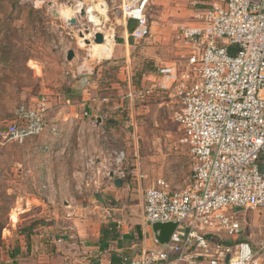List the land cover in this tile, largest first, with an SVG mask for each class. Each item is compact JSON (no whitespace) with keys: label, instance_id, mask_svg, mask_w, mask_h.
Wrapping results in <instances>:
<instances>
[{"label":"built area","instance_id":"2783aa9c","mask_svg":"<svg viewBox=\"0 0 264 264\" xmlns=\"http://www.w3.org/2000/svg\"><path fill=\"white\" fill-rule=\"evenodd\" d=\"M147 4L148 0H121L124 19L135 24L130 33L134 40L150 35L144 15ZM77 7L90 23L83 3ZM97 31L80 32L86 51L81 56L74 53L71 62L65 59V78L87 82L93 78L103 59L91 60L87 53ZM102 35L103 43L114 39L113 34ZM176 48L171 66L158 68L146 86L130 85L126 94L131 114L136 103L155 95L175 106L173 119L182 132L189 176L182 185L164 177L146 185L141 217L150 227L155 223L176 227L163 245L153 234L143 237L139 254L123 256L120 264H262L256 257L264 253V239L257 252L249 242L237 240L242 221L230 208L264 210V0H212L195 12L191 23L178 28ZM101 100L107 103V98ZM48 102L42 95L20 104L0 131V140L23 144L41 136ZM51 131L55 134L56 126ZM126 159L125 150L115 152L105 166L88 158L87 189L100 192L113 187L115 178L129 180ZM228 240L232 245L225 244Z\"/></svg>","mask_w":264,"mask_h":264},{"label":"rangeland","instance_id":"374dc122","mask_svg":"<svg viewBox=\"0 0 264 264\" xmlns=\"http://www.w3.org/2000/svg\"><path fill=\"white\" fill-rule=\"evenodd\" d=\"M211 1L148 0L144 15L150 35L143 40H134L127 32L128 21L119 8L121 0H0V131L12 119L20 104L30 103L28 98L20 101L19 93L24 87L37 83L32 78V72L39 73L40 68H43L50 75L56 73L59 67L62 70L66 54L60 48L81 56L82 50L86 49H83L84 46L79 41L80 32L87 34L90 30L98 29L97 33H105L107 36L113 34L114 39H108L111 41L107 48H111V52L106 50L103 54L94 52L92 48L87 51L88 54H95L91 56V60L103 58L92 80L102 82L106 92H123L122 102L125 107L120 109L118 121H114L113 125L115 134L120 139L129 138L125 150H129L131 158L134 154L138 155L141 175L143 174L141 187L158 177H164L173 185H182L189 176L190 165L186 148L180 143L182 132L173 119L175 106L166 100L163 105H159L152 98L136 103L134 113L131 114L126 99L129 88L127 80L130 77L131 82L138 86L144 77L143 73H155L158 68L171 66L176 61L178 28L191 23L195 12L206 8ZM80 3H83V10L92 8V14L100 22L97 27L88 23L86 17L76 13L77 4ZM53 11H68V15L55 17ZM66 17L75 18L76 24H65ZM85 25L90 27L87 31L84 30ZM122 32L128 35V40L131 39L125 47L121 46ZM113 61L115 64H112ZM107 87L110 88L109 91ZM113 144L121 147L116 142ZM18 162L22 165L21 168L13 166ZM24 165L23 147L16 142L3 143L0 140V252L5 246V229L11 227V217L15 219L14 192L23 182L13 170H22ZM128 168L133 167L128 165ZM131 181L127 180V183ZM125 198L105 197L107 205L113 207L110 216L115 221L112 223L115 231L109 232V236L124 237V234L129 236L134 233L141 244L143 237H148L149 232L141 229L143 227L140 225L139 210L132 207L119 211L123 203L129 204ZM230 212L242 221L243 230L236 239L249 242L254 252H257L258 243L264 239V210L230 208ZM256 259L264 264V253L257 255Z\"/></svg>","mask_w":264,"mask_h":264},{"label":"crops","instance_id":"0c3cea01","mask_svg":"<svg viewBox=\"0 0 264 264\" xmlns=\"http://www.w3.org/2000/svg\"><path fill=\"white\" fill-rule=\"evenodd\" d=\"M127 37L122 32V47L130 42ZM61 71L59 67L50 75L43 68L37 74L32 72L37 83L19 93L20 101L29 99L30 103L46 95L49 110L42 135L18 144L23 147L25 165L13 172L23 182L14 192L15 219L11 217V227L5 229L0 264H120L123 256H137L141 244L134 233L109 236L115 231V221L110 216L113 207L107 205L105 197H126L129 204L123 203L119 211L132 207L139 210L142 231L153 234L141 217L144 187L139 179L140 160L137 154L131 158L129 150H125L129 138L120 139L113 125L125 107L123 92H111L108 87L106 92L102 82L95 79L71 81ZM155 78L154 73H147L138 86H146ZM127 81L128 86H137L130 77ZM154 97V103L163 105L162 96ZM103 98H107V103L102 102ZM53 126L55 134L51 131ZM114 142L121 147H115ZM118 149L127 153L124 168L130 171L132 181L123 180L119 188L108 186L100 192L87 189V159L93 158L97 166H105ZM16 165L22 166L19 162L13 164Z\"/></svg>","mask_w":264,"mask_h":264},{"label":"water","instance_id":"95a60500","mask_svg":"<svg viewBox=\"0 0 264 264\" xmlns=\"http://www.w3.org/2000/svg\"><path fill=\"white\" fill-rule=\"evenodd\" d=\"M53 12H54L55 17L59 16L55 11ZM80 15L81 17H85V12L81 11ZM69 24L70 25L76 24V19L72 18L71 20H69ZM83 27L85 31H87L90 28L88 25H85ZM80 36L82 37V34H80ZM92 42L96 45L103 44L104 38H103L102 33H96ZM86 43L90 44L89 41H87ZM73 58H74V52L71 50L68 51L66 54V60L68 62H71ZM97 122L99 123L100 120H98ZM110 177L113 178V174H110ZM113 184L116 188H119L121 184V180L115 178L113 180ZM175 227H176V224L174 223H155L151 226V230L158 244L163 245V244L168 243L170 236L175 230Z\"/></svg>","mask_w":264,"mask_h":264},{"label":"bare ground","instance_id":"6f19581e","mask_svg":"<svg viewBox=\"0 0 264 264\" xmlns=\"http://www.w3.org/2000/svg\"><path fill=\"white\" fill-rule=\"evenodd\" d=\"M79 11H80V8L77 7V11L76 12L79 13ZM67 13H68V11H66L65 13L58 12L57 14L60 15V16L61 15H65L66 16ZM87 16L89 17V22H90L91 25L98 26L100 24V22L98 21V19H96L94 17V15L92 14V8H89L87 10ZM71 18L72 17H66V20H71ZM110 41L111 40H106V42L104 44H101V45H96V44L95 45H92L91 48L93 49L94 52L99 51V53H103L104 54V52L106 50L109 52V49L110 48H107V46H109ZM94 55H95L94 53L90 54V56H94Z\"/></svg>","mask_w":264,"mask_h":264},{"label":"trees","instance_id":"16d2710c","mask_svg":"<svg viewBox=\"0 0 264 264\" xmlns=\"http://www.w3.org/2000/svg\"><path fill=\"white\" fill-rule=\"evenodd\" d=\"M134 26H135V24H130L129 22H128V25H127V31L129 32V34L133 31V29H134ZM130 42H131V39H130ZM146 73H143V75L142 76H144ZM134 84V83H133ZM135 85V84H134ZM225 244H227V245H232V242L231 241H227Z\"/></svg>","mask_w":264,"mask_h":264}]
</instances>
